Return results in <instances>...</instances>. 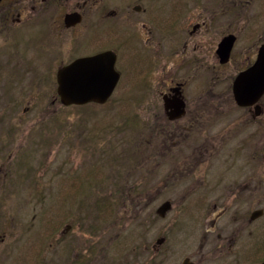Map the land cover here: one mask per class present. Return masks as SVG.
<instances>
[{
	"label": "flooded vegetation",
	"instance_id": "1",
	"mask_svg": "<svg viewBox=\"0 0 264 264\" xmlns=\"http://www.w3.org/2000/svg\"><path fill=\"white\" fill-rule=\"evenodd\" d=\"M263 49L264 0H0L1 76L55 80L54 91L40 92L51 94L56 109L71 107L58 96L57 74L75 60L110 52L117 72L122 61L143 66L147 77L159 69L161 151L187 163L178 174L174 165L172 188L185 194L202 188L196 180L192 187L181 183L204 163L207 195L199 202L207 227L200 237L147 243L131 237L96 252L85 237H70L72 222L54 244L51 237L35 241L33 224L27 230L24 220L13 245L0 237V264L7 263V248L18 261L39 253L46 264L59 248L57 264H264V93L242 99L234 90ZM34 98L22 108H2L26 114L41 106Z\"/></svg>",
	"mask_w": 264,
	"mask_h": 264
},
{
	"label": "rangeland",
	"instance_id": "2",
	"mask_svg": "<svg viewBox=\"0 0 264 264\" xmlns=\"http://www.w3.org/2000/svg\"><path fill=\"white\" fill-rule=\"evenodd\" d=\"M67 49L71 51L62 50ZM53 58L61 61V56ZM116 69L121 72L119 85L105 103L68 109H56L51 94L41 96V90L56 89L55 80L4 81L0 74V237H8V243H15L24 220L27 230L33 224L35 241L51 237L54 244L61 242L64 225L72 222L70 237H85L96 252L112 251L115 243L120 246L131 237H145L147 243L158 237L206 234L199 203L207 197L202 193L205 164L181 183L192 187L196 180L202 188L185 194L172 188L171 171L175 165L178 174L187 163L174 162L170 152L161 151V103L155 95L163 79L159 69L155 77L125 61ZM29 95H38L34 99L41 106L35 104L26 114L2 108H22ZM167 200L173 208L161 219L156 210ZM8 249L6 264H46L47 258L39 253L18 261ZM60 249H52L49 264L61 263Z\"/></svg>",
	"mask_w": 264,
	"mask_h": 264
},
{
	"label": "water",
	"instance_id": "3",
	"mask_svg": "<svg viewBox=\"0 0 264 264\" xmlns=\"http://www.w3.org/2000/svg\"><path fill=\"white\" fill-rule=\"evenodd\" d=\"M119 81L115 70V56L110 52L75 60L57 74V93L65 106L105 103ZM236 96L259 98L264 93V49L255 65L242 73L234 83ZM172 208L169 201L161 204L156 213L164 218Z\"/></svg>",
	"mask_w": 264,
	"mask_h": 264
}]
</instances>
